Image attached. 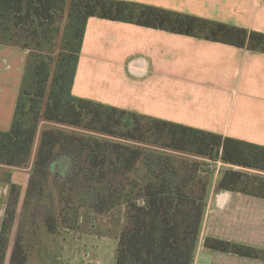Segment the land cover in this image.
Returning a JSON list of instances; mask_svg holds the SVG:
<instances>
[{
	"label": "trees",
	"instance_id": "obj_1",
	"mask_svg": "<svg viewBox=\"0 0 264 264\" xmlns=\"http://www.w3.org/2000/svg\"><path fill=\"white\" fill-rule=\"evenodd\" d=\"M91 17L264 53L262 33L139 3L0 0V44L28 51L10 128L0 131V166L32 163L9 264H27L40 230L51 242L60 229L77 230L87 210L118 209L114 264H192L209 182L200 159L239 168L224 170L220 189L264 199V147L74 97ZM42 122L52 125L41 129ZM0 181L10 184L0 227L4 264L20 188L9 173ZM204 246L264 260V250L227 241L206 238ZM45 252L60 255L49 245Z\"/></svg>",
	"mask_w": 264,
	"mask_h": 264
},
{
	"label": "crops",
	"instance_id": "obj_2",
	"mask_svg": "<svg viewBox=\"0 0 264 264\" xmlns=\"http://www.w3.org/2000/svg\"><path fill=\"white\" fill-rule=\"evenodd\" d=\"M200 17L264 34V0H119ZM64 25V24H63ZM28 51L0 44V131L11 125ZM71 94L146 117L264 147V53L196 37L91 17L87 20ZM52 124L42 122L41 129ZM209 171L205 206L192 264H264V260L208 249L214 238L264 250V199L220 189L227 168L200 159ZM32 164V163H31ZM5 169L20 188L4 264H9L31 173ZM10 184L0 181V227ZM88 214L83 212L79 227ZM62 230V231H61ZM74 233H77L74 236ZM28 246L27 264H97V237L60 229ZM117 244V238L115 239ZM58 244V249H57ZM87 244V245H86ZM88 246V247H86ZM78 248V249H77ZM113 249V257L115 254ZM55 252V254H56ZM115 263V260H114Z\"/></svg>",
	"mask_w": 264,
	"mask_h": 264
},
{
	"label": "rangeland",
	"instance_id": "obj_3",
	"mask_svg": "<svg viewBox=\"0 0 264 264\" xmlns=\"http://www.w3.org/2000/svg\"><path fill=\"white\" fill-rule=\"evenodd\" d=\"M63 24L64 20L62 21L61 29L63 27ZM59 42L60 38L57 41V49ZM2 170L5 169L0 167V174L3 173ZM122 211V209H118L102 216L91 214L88 210L86 211L89 217L86 218L85 216V221L79 227L80 231H83L85 234L95 235L97 237H106L100 240L94 238L95 242H90L98 246L96 255L97 264H114L113 249L116 246L115 239L118 236L120 225L122 222ZM34 217H36L37 220L40 219V215L38 214V212H35ZM76 234L77 233H74V236H76ZM48 244L49 249H54V245L52 243L50 244V242L48 241Z\"/></svg>",
	"mask_w": 264,
	"mask_h": 264
},
{
	"label": "built area",
	"instance_id": "obj_4",
	"mask_svg": "<svg viewBox=\"0 0 264 264\" xmlns=\"http://www.w3.org/2000/svg\"><path fill=\"white\" fill-rule=\"evenodd\" d=\"M83 264H93L92 262H85V263H83Z\"/></svg>",
	"mask_w": 264,
	"mask_h": 264
},
{
	"label": "water",
	"instance_id": "obj_5",
	"mask_svg": "<svg viewBox=\"0 0 264 264\" xmlns=\"http://www.w3.org/2000/svg\"><path fill=\"white\" fill-rule=\"evenodd\" d=\"M216 156H217V157L219 156V151L217 152Z\"/></svg>",
	"mask_w": 264,
	"mask_h": 264
}]
</instances>
